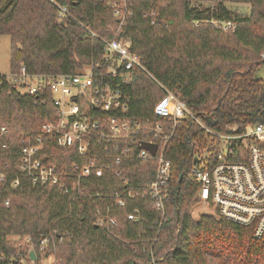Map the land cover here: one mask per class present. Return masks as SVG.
Masks as SVG:
<instances>
[{"label": "trees", "instance_id": "1", "mask_svg": "<svg viewBox=\"0 0 264 264\" xmlns=\"http://www.w3.org/2000/svg\"><path fill=\"white\" fill-rule=\"evenodd\" d=\"M120 1L0 0V35L9 36L10 71L24 66L28 72L71 73L96 61V68H105L100 37L113 36L118 25L113 4ZM124 2L130 13L119 35L129 38L130 50L143 65L133 67L130 79L121 84L128 95L126 116L168 123L152 111L165 89L196 115L169 127L173 131L164 151L170 161L164 209H156L147 195L128 198L123 205L113 196L116 189L149 181L155 157L139 158L132 143L127 157L113 164L97 138L84 155L74 146L58 145L55 136L40 130L55 117L51 101L20 93L3 80L0 124L8 133L0 139V264H34L40 256L38 240L47 234L54 237L44 253L53 255L50 264H264V232L255 237L251 226L217 212L192 216L200 184L189 172L213 134L208 130L264 123V77L255 75L264 67V0ZM226 2L247 3L249 10L239 12ZM56 3L68 9L63 21L57 20ZM223 21L234 27L224 29L219 25ZM35 135L42 140L40 156L59 167L67 190L32 184L18 172L20 139ZM91 158L102 165V173L82 177L77 194L71 188L73 164ZM17 176L19 183L12 185ZM131 212L138 216L128 218ZM106 216L115 223L108 228L96 223ZM13 235L27 239L18 243Z\"/></svg>", "mask_w": 264, "mask_h": 264}, {"label": "built area", "instance_id": "2", "mask_svg": "<svg viewBox=\"0 0 264 264\" xmlns=\"http://www.w3.org/2000/svg\"><path fill=\"white\" fill-rule=\"evenodd\" d=\"M56 5L57 20L63 21L69 15L68 9L65 5ZM129 13L124 0L114 2L113 14L118 20L116 30L110 38L99 36L108 62L105 68H96L99 65L97 61L71 73L28 72L20 66L17 71H10L8 76L0 75V84L4 80L20 93L36 95L41 102L51 101L55 117L44 121L40 130L55 136L60 146H74L79 154L84 155L89 151L91 139L97 138L104 146V153L112 155L113 164H119L127 157L132 143L138 146L139 158L155 157L153 177L149 181L116 189L113 196L119 205H123L128 198L147 195L150 203L162 211L169 195L170 161L164 154L173 131L169 127H174L182 117L189 115L196 119V116L182 99L168 89L155 101L152 109L154 116L164 117L168 123L126 116L128 95L121 84L130 79L129 71L133 67H143L139 54L130 50L129 38L119 35ZM219 25L224 29L234 27L231 21H223ZM92 35L97 34L92 32ZM208 131L213 134L203 150L196 154L189 171L200 184L197 204L202 210L198 213L217 212L224 218L251 226L253 235L259 237L264 232V123H233L227 124L223 131ZM7 133L8 127L0 124V139ZM143 142L156 144L154 154L141 146ZM1 146L5 147L6 143L2 142ZM41 149L40 135L22 136L18 172L27 176L32 184L58 185L67 190L69 187L63 181L59 167L44 161L40 156ZM109 165L104 164L105 167ZM73 167L75 181L71 188L77 194L82 191L79 186L82 177L99 176L103 169L95 158L85 163H74ZM120 173L121 170H116V174ZM18 183L17 176L12 185ZM4 204H8V199ZM137 216L135 212L128 214L132 219ZM96 223L108 228L115 220L109 216L99 217ZM51 243H54L52 234L40 237L38 254H44Z\"/></svg>", "mask_w": 264, "mask_h": 264}, {"label": "rangeland", "instance_id": "3", "mask_svg": "<svg viewBox=\"0 0 264 264\" xmlns=\"http://www.w3.org/2000/svg\"><path fill=\"white\" fill-rule=\"evenodd\" d=\"M226 4L234 8L235 10L246 13L249 10V5L247 3H238V2H226ZM85 71L87 70L84 69ZM10 74L9 67V36L7 34L0 35V75L8 76ZM257 77H264V67L261 66L255 72ZM202 210V207L199 204H196L192 209V216L196 219L199 215L198 211ZM207 212H211L209 209H204ZM13 239L17 240L18 243L27 239V236H17L13 235ZM53 262V255L49 254L45 256L44 254L40 255L38 260L34 264H50ZM23 264H29L27 260L23 261Z\"/></svg>", "mask_w": 264, "mask_h": 264}, {"label": "water", "instance_id": "4", "mask_svg": "<svg viewBox=\"0 0 264 264\" xmlns=\"http://www.w3.org/2000/svg\"><path fill=\"white\" fill-rule=\"evenodd\" d=\"M196 116V115H194ZM142 147L147 148L151 154H154L155 148H156V144L155 143H149V142H143L141 144ZM195 162V159H194ZM29 257L30 259H35V255H34V251L30 250L29 251Z\"/></svg>", "mask_w": 264, "mask_h": 264}]
</instances>
